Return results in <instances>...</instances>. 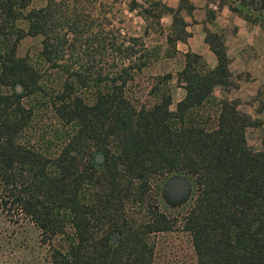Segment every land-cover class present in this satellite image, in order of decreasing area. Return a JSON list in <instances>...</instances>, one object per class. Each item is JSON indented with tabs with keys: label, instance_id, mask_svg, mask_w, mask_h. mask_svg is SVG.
Wrapping results in <instances>:
<instances>
[{
	"label": "trees",
	"instance_id": "trees-1",
	"mask_svg": "<svg viewBox=\"0 0 264 264\" xmlns=\"http://www.w3.org/2000/svg\"><path fill=\"white\" fill-rule=\"evenodd\" d=\"M31 1L0 0V227L30 223L49 264H159L147 235L174 219L149 198L181 174L194 264H264V131L249 145L256 122L224 94L233 82L222 34L204 29L213 65L183 52L174 74L183 95L170 107L171 72L131 84L157 55L145 37L163 34V14L168 45L188 35L190 0ZM208 1V20L226 5L264 32V0ZM127 13L140 17L137 32L121 24ZM26 36L38 43L20 54Z\"/></svg>",
	"mask_w": 264,
	"mask_h": 264
},
{
	"label": "rangeland",
	"instance_id": "rangeland-1",
	"mask_svg": "<svg viewBox=\"0 0 264 264\" xmlns=\"http://www.w3.org/2000/svg\"><path fill=\"white\" fill-rule=\"evenodd\" d=\"M168 5L175 6L177 0H161ZM194 8L191 13H183L188 35L184 40L177 39L173 45H168L163 38L169 24L170 17L163 14L160 18L163 34L159 30L149 33L145 37L148 46L157 49V55L149 64L135 75L131 84L134 89L146 88L151 75L171 72L169 80L173 107L175 101L183 95V89L175 82V71L182 64V54L186 50L201 54L208 65H213L214 57L204 41V29L217 31L222 34L226 51L229 56V68L232 72V84L224 91L230 97L237 99V107L248 113L255 124L245 130L246 142L253 148L260 146V138L264 131V32L256 24L250 23L240 15L230 11L226 5L215 10L211 20L206 18V6L215 7V3L208 0H190ZM43 0H32L31 5H40ZM129 19L121 21L128 30L137 32L141 19L134 13H127ZM117 15L114 19L116 20ZM120 20V19H118ZM38 38L26 36L18 45V52L33 49L37 46ZM219 94V88L214 89ZM160 183V182H159ZM154 198V199H153ZM158 209L168 217L174 219V224L163 230L148 233V240L152 243V260L159 264H194L195 256L191 248L189 234L180 227V216L190 204V199L179 208H171L158 194L150 196ZM128 204V203H127ZM129 210L136 216H141L144 209L137 205L129 206ZM7 242L0 248V264H49L48 241L41 239L37 229L24 219L17 223L6 222L0 227Z\"/></svg>",
	"mask_w": 264,
	"mask_h": 264
},
{
	"label": "flooded vegetation",
	"instance_id": "flooded-vegetation-1",
	"mask_svg": "<svg viewBox=\"0 0 264 264\" xmlns=\"http://www.w3.org/2000/svg\"><path fill=\"white\" fill-rule=\"evenodd\" d=\"M172 175H181V174H172ZM168 177L165 178L164 180H162L158 184L156 194H158L160 196V198H162L163 201L166 202L169 207L176 209V208H179L182 205H184L189 200V198H190V183L188 182L189 183V189H187V191L183 192L180 190V191L176 192V190L174 189V192L171 193V192L167 191V189L163 186L164 182L168 179ZM242 203L240 205H242Z\"/></svg>",
	"mask_w": 264,
	"mask_h": 264
},
{
	"label": "water",
	"instance_id": "water-1",
	"mask_svg": "<svg viewBox=\"0 0 264 264\" xmlns=\"http://www.w3.org/2000/svg\"><path fill=\"white\" fill-rule=\"evenodd\" d=\"M21 88L20 84L16 83L15 84V89L17 91H19ZM102 158V155L98 152H96L94 154V159L96 161H100ZM163 186L167 189V191L173 193L174 189L176 190V192L178 191H187V189H189V183L188 180L182 176V175H171L168 177V179L164 182ZM242 203V200L239 201V204Z\"/></svg>",
	"mask_w": 264,
	"mask_h": 264
}]
</instances>
